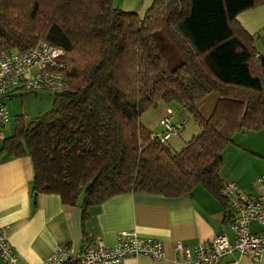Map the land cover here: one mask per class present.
<instances>
[{
  "label": "trees",
  "instance_id": "trees-1",
  "mask_svg": "<svg viewBox=\"0 0 264 264\" xmlns=\"http://www.w3.org/2000/svg\"><path fill=\"white\" fill-rule=\"evenodd\" d=\"M20 1L0 0V52L45 42L63 51L68 81L48 112L27 124L18 116L2 142L30 159L32 193L79 205L85 220L115 195L201 186L227 217L223 150L233 134L264 128V57L254 44L264 30L253 38L236 17L264 0H153L143 16L116 0ZM209 99L215 107L201 117ZM160 103L200 128L179 152L140 123Z\"/></svg>",
  "mask_w": 264,
  "mask_h": 264
},
{
  "label": "crops",
  "instance_id": "crops-1",
  "mask_svg": "<svg viewBox=\"0 0 264 264\" xmlns=\"http://www.w3.org/2000/svg\"><path fill=\"white\" fill-rule=\"evenodd\" d=\"M152 1L119 0L118 6L123 11L141 15ZM236 22L253 38L259 36L258 33L263 35L264 4L239 13ZM254 44L264 57V39H256ZM207 108L201 110L205 112ZM8 113L10 116L9 109ZM178 125L172 124L175 128ZM4 138L1 133L0 230L12 246L17 264H39L59 246L76 251L97 239L105 247L114 248L121 231H133L140 237L158 240L164 254L157 261L145 256L125 257L121 264H182L180 256L173 250L176 242L192 248L209 243L220 234L232 241L233 233L227 225L221 203L201 186L176 197L141 192L115 195L103 201L83 220L79 205L62 204L55 194L32 193L30 159L11 156L2 150ZM222 156V182H233L238 193L256 195L255 181L264 174V128L233 134ZM250 230L260 232L261 227L252 223ZM0 264H6L1 257ZM217 264L251 262L246 256L232 251L220 256ZM260 264H264V252Z\"/></svg>",
  "mask_w": 264,
  "mask_h": 264
},
{
  "label": "built area",
  "instance_id": "built-area-1",
  "mask_svg": "<svg viewBox=\"0 0 264 264\" xmlns=\"http://www.w3.org/2000/svg\"><path fill=\"white\" fill-rule=\"evenodd\" d=\"M63 51L45 42H38L24 52H0V137L1 130L9 123L5 99L13 91H47L58 93L68 88L63 72ZM168 118L161 121L166 131L181 129L173 127ZM168 138L165 133L163 139ZM256 195L238 193L233 182L222 183L219 193L228 200L227 225L233 233L232 241L225 234L216 236L209 243H200L192 248L180 242L173 250L182 264H217L222 255L237 251L249 258L251 264H260L264 252V174L256 179ZM261 227L260 232H251L250 225ZM145 256L151 260L164 257L161 243L153 238L140 237L133 231H121L114 248H107L99 239L84 244L73 251L67 246L57 247L39 264H121L125 257ZM0 257L6 264H17L12 246L0 230Z\"/></svg>",
  "mask_w": 264,
  "mask_h": 264
},
{
  "label": "rangeland",
  "instance_id": "rangeland-1",
  "mask_svg": "<svg viewBox=\"0 0 264 264\" xmlns=\"http://www.w3.org/2000/svg\"><path fill=\"white\" fill-rule=\"evenodd\" d=\"M18 4L27 7L29 3L28 0H21ZM118 5L119 0H116L115 6L118 9L123 10ZM139 16H143V14ZM19 21L22 22L21 19H19ZM53 101V93L47 91H28L22 89L13 91L12 94L5 99L11 119L1 130L2 135H4V137H11L14 134L18 122V116L22 117L20 121L22 120L27 124L36 116L48 112L52 108ZM206 102H208V108L205 112H203V110L199 111L201 117L207 116L211 108L214 109L215 107V105L212 107L210 99ZM165 117L168 118L170 124H180L182 129H177L180 133H176L175 130L170 132L166 131L165 126L161 124V121L165 119ZM140 123L154 134L162 135V131L168 133V143L171 145V149L175 152H179L185 143L200 134V128L194 121L193 117L187 112L177 110L172 105L166 106L160 103L155 108H150L141 115Z\"/></svg>",
  "mask_w": 264,
  "mask_h": 264
}]
</instances>
